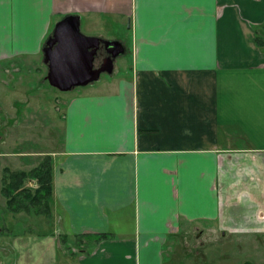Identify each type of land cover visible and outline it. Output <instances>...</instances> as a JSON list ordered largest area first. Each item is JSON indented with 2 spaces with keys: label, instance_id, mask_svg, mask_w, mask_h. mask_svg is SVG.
<instances>
[{
  "label": "crops",
  "instance_id": "obj_1",
  "mask_svg": "<svg viewBox=\"0 0 264 264\" xmlns=\"http://www.w3.org/2000/svg\"><path fill=\"white\" fill-rule=\"evenodd\" d=\"M68 15L123 50L61 99L54 220L77 263L197 264L200 242L202 264H264V0H0L5 79L33 65L47 90L44 48Z\"/></svg>",
  "mask_w": 264,
  "mask_h": 264
},
{
  "label": "rangeland",
  "instance_id": "obj_2",
  "mask_svg": "<svg viewBox=\"0 0 264 264\" xmlns=\"http://www.w3.org/2000/svg\"><path fill=\"white\" fill-rule=\"evenodd\" d=\"M110 26L111 22L106 27L102 26L104 37L113 36ZM113 30H117L114 31L116 37L123 38L128 46L131 45L128 30L124 27ZM126 56L128 60L131 57L130 53ZM107 75L102 73L100 78ZM5 77L6 73L0 71V187L5 166L12 169H29L46 153H55L62 149L61 119L66 101L62 102L61 99L67 96L65 93H70L50 84L47 90L40 88L41 77L33 65L27 66V71H21L19 79L14 80L13 76L10 79ZM26 184L34 186V182ZM3 201L5 198L0 192V233L5 230L11 233L0 235V264H78V256L73 254L81 252L84 247L61 238L54 219L48 223L43 217L22 213L18 220H14L11 212L7 214L2 210ZM47 232H54L51 237L55 244L46 242L51 238L45 236ZM91 242L87 241V244ZM225 248L233 250L230 243L226 244ZM188 251L196 257L197 264L206 261L205 249L200 242L197 246H191ZM183 254V248H180L176 257L179 258ZM229 258L242 257L233 256L230 252ZM216 262L217 260L213 263ZM220 262L221 260L219 264Z\"/></svg>",
  "mask_w": 264,
  "mask_h": 264
},
{
  "label": "water",
  "instance_id": "obj_3",
  "mask_svg": "<svg viewBox=\"0 0 264 264\" xmlns=\"http://www.w3.org/2000/svg\"><path fill=\"white\" fill-rule=\"evenodd\" d=\"M101 42L107 43L100 37L88 36L80 30V18L77 15H68L58 21L44 48L50 85L61 91H69L97 81L102 73L110 72L114 61L112 57L109 58L111 62L108 68L95 67Z\"/></svg>",
  "mask_w": 264,
  "mask_h": 264
},
{
  "label": "trees",
  "instance_id": "obj_4",
  "mask_svg": "<svg viewBox=\"0 0 264 264\" xmlns=\"http://www.w3.org/2000/svg\"><path fill=\"white\" fill-rule=\"evenodd\" d=\"M256 42L259 47L264 49V29L258 30ZM43 156L35 166L29 169H12L10 166H5L1 174L0 192L5 198L8 212L40 216L48 220L49 223L53 221L55 211L54 158L50 153ZM27 182H34V186H28ZM52 235L54 232L45 234V236ZM59 235H62L61 238L66 240V234L60 232ZM84 236L97 242L109 237L106 234H87ZM80 239L81 242L85 240L84 237Z\"/></svg>",
  "mask_w": 264,
  "mask_h": 264
},
{
  "label": "flooded vegetation",
  "instance_id": "obj_5",
  "mask_svg": "<svg viewBox=\"0 0 264 264\" xmlns=\"http://www.w3.org/2000/svg\"><path fill=\"white\" fill-rule=\"evenodd\" d=\"M106 40V39H104ZM107 43L101 42L100 49L98 50V54L96 55L95 59V67H109L111 60H109L110 57L115 60L117 59L122 52V47L119 46L117 42L106 40Z\"/></svg>",
  "mask_w": 264,
  "mask_h": 264
}]
</instances>
